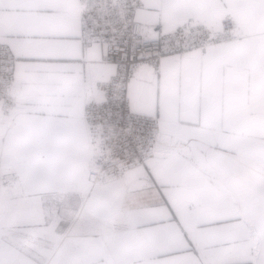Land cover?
Segmentation results:
<instances>
[{"label": "crops", "instance_id": "0c3cea01", "mask_svg": "<svg viewBox=\"0 0 264 264\" xmlns=\"http://www.w3.org/2000/svg\"><path fill=\"white\" fill-rule=\"evenodd\" d=\"M190 15H233L242 36L142 67L130 108L158 116L168 153L93 183L84 83L115 65L84 44L79 0H0L19 87L0 123V264H264V0H142L135 13L166 31Z\"/></svg>", "mask_w": 264, "mask_h": 264}, {"label": "built area", "instance_id": "2783aa9c", "mask_svg": "<svg viewBox=\"0 0 264 264\" xmlns=\"http://www.w3.org/2000/svg\"><path fill=\"white\" fill-rule=\"evenodd\" d=\"M142 0H79L81 37L85 45L98 42L104 61L115 65L106 80L91 77L84 83L83 121L91 160L88 175L93 183H107L130 168L148 166L168 153L159 131L158 116L137 113L130 108L129 81L142 67L157 72L163 56L237 41L242 30L233 15L207 21L190 15L174 29L161 23L144 24L135 17ZM16 56L0 42V123L10 119L18 85ZM98 91L102 100L96 101ZM253 253H258L257 243Z\"/></svg>", "mask_w": 264, "mask_h": 264}]
</instances>
